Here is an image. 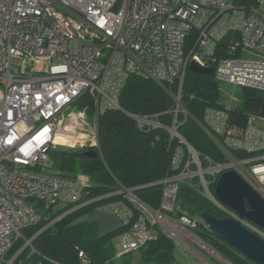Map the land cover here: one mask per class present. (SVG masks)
<instances>
[{"label": "built area", "instance_id": "1", "mask_svg": "<svg viewBox=\"0 0 264 264\" xmlns=\"http://www.w3.org/2000/svg\"><path fill=\"white\" fill-rule=\"evenodd\" d=\"M252 1L0 0V264H15L24 248L36 252V236L27 239L24 230L41 223L40 210L56 205H76V210L96 200L83 202L90 182L84 175L56 171L49 151L77 147L99 153L98 115L120 109L118 100L133 75L163 85L175 102L172 127L155 116L134 117L139 126L167 130L187 146L190 157L179 174L163 181L157 211L141 204L133 190L114 193H126L140 209L119 235L116 257L134 254L152 241L155 225L194 240L191 231L198 219L170 216L182 182L199 178L204 195L234 219L238 215L209 188L223 172L237 170L264 198V128L256 115L238 126L229 122L228 108L206 110L205 123L228 152L253 154L208 170L176 129L180 115L190 116L182 105V90L192 60L212 67L220 84L264 92V0ZM194 30L196 41L186 52ZM229 35L231 55L217 60L218 45ZM245 50L256 57H243ZM183 157L179 149L176 167ZM191 164L197 170H191ZM209 171L214 172L211 182L205 178ZM102 211L120 217L122 226L133 218L122 201L104 205ZM242 223L264 239L262 229L247 220ZM18 241H24V248L8 258ZM78 259L90 264L82 250Z\"/></svg>", "mask_w": 264, "mask_h": 264}, {"label": "trees", "instance_id": "2", "mask_svg": "<svg viewBox=\"0 0 264 264\" xmlns=\"http://www.w3.org/2000/svg\"><path fill=\"white\" fill-rule=\"evenodd\" d=\"M237 3L249 4L253 1L237 0ZM196 38L197 31L194 30L186 40V52L193 47ZM231 40L232 36L229 35L218 45L215 55L217 60L231 55ZM241 89L243 104L230 112L229 122L245 126L251 114L264 117V92ZM220 99V83L214 74L202 75L187 70L182 90V105L190 116L185 118L180 115L176 129L194 149L203 169L227 162L219 146L220 137L207 130L204 125L207 109L223 108ZM118 102L120 109H109L98 115L100 150L97 158L87 157L84 148H55L49 151L56 171L64 176L84 175L88 179L90 187L83 202L96 200L76 210V205H65L57 212V205L49 211L40 210L43 216L41 223L24 230L27 239L36 236L32 242L36 252L32 253L31 248H26L20 253L15 264H81L78 259L80 250L86 253L90 264H110L116 257L115 241H118L119 235L132 225L135 216L140 213L139 207L129 200V195L114 193L133 190L134 196L141 204L152 211L160 208L165 189L163 181L179 174L190 154L186 146L179 139L171 138L167 130L140 127L134 117L155 116L161 124L172 127L175 102L163 85L138 75L128 79ZM179 149L184 151V157L181 165L176 167L173 160ZM230 152L236 160L253 155ZM191 170L195 171L197 167L191 164ZM208 180L210 179L206 177V181ZM197 182L198 179H194L179 184L178 204L170 216L179 218L187 214L200 218L197 215L208 212L218 219L227 218V215L204 195L202 186ZM209 188L214 193L215 183ZM115 201L124 202L132 211L133 218L127 225L106 235H100L95 222L77 223L82 216L90 212H101L102 206ZM178 206L181 211H178ZM52 221L55 222L48 226ZM206 228L209 229L208 226ZM153 230L154 239L138 251L139 262L172 264L174 242L160 226H153ZM196 232L205 242L221 252L231 264H256L229 244H221L210 238L204 229ZM23 243L16 242L8 258H12ZM132 258L133 254L125 256L126 264H132Z\"/></svg>", "mask_w": 264, "mask_h": 264}, {"label": "water", "instance_id": "3", "mask_svg": "<svg viewBox=\"0 0 264 264\" xmlns=\"http://www.w3.org/2000/svg\"><path fill=\"white\" fill-rule=\"evenodd\" d=\"M189 70L202 75L214 74L212 67H204L195 60L190 62ZM85 155L90 158L99 156L95 150H87ZM215 196L222 205L236 213L239 219H218L208 212H202L197 217L204 221L214 235L243 256L256 264H264V239L242 223L247 220L264 231V198L235 169L221 174L215 186Z\"/></svg>", "mask_w": 264, "mask_h": 264}, {"label": "rangeland", "instance_id": "4", "mask_svg": "<svg viewBox=\"0 0 264 264\" xmlns=\"http://www.w3.org/2000/svg\"><path fill=\"white\" fill-rule=\"evenodd\" d=\"M243 57L245 58H255L256 56L252 54L249 51H243ZM220 105L223 108H228L225 111L227 112L228 116H230V112L233 109H238L243 104V91L241 88H234L232 85L227 83L220 84ZM224 110V109H223ZM253 115V114H251ZM259 118V124L264 127V117L257 116ZM232 124V123H231ZM207 130H210L206 123H204ZM235 125V124H233ZM211 131V130H210ZM177 138V137H176ZM179 139V138H177ZM184 139V138H183ZM180 140V139H179ZM186 146V145H185ZM224 153V158L227 160L226 163H228L230 160H233L234 157L228 152V150L223 146V144L220 142L219 145ZM61 148V147H59ZM77 148V147H76ZM187 148V146H186ZM64 149V148H63ZM87 151V150H86ZM225 164V163H224ZM210 165L207 170L211 167ZM213 171H209V174L205 175V178L208 177L210 180L208 182H211L213 180ZM196 181V180H195ZM194 181V183H196ZM200 185V180L198 178V182ZM134 194V192H133ZM65 205H57L55 207V212L62 209ZM178 211H181L178 206ZM176 213V212H175ZM83 217V216H82ZM81 217V218H82ZM80 219V218H79ZM78 219V220H79ZM197 226L196 228L191 231L192 237L194 240H192L189 237L184 236H174L173 233L164 230V232L169 236V238L174 242L175 244V250L173 254V263L172 264H223V262L227 263L228 261L225 256L213 248L210 243H207L203 240L201 236H198L196 230L204 229L205 233L209 235L210 238L214 239L215 241H219L221 244L227 245L228 243L224 242L222 239H219L216 237L212 232L207 230V225L204 223L203 220L200 218H197ZM25 235V233H24ZM26 236V235H25ZM24 242V241H23ZM25 243H23L22 248H24ZM230 246V245H229ZM115 248L116 253L120 251V246L117 241H115ZM20 249V250H21ZM26 248H24L25 250ZM223 258L226 260H223ZM126 259L124 258H115L110 264H126ZM139 262V252H135L133 254L132 258V264ZM229 262V261H228Z\"/></svg>", "mask_w": 264, "mask_h": 264}, {"label": "crops", "instance_id": "5", "mask_svg": "<svg viewBox=\"0 0 264 264\" xmlns=\"http://www.w3.org/2000/svg\"><path fill=\"white\" fill-rule=\"evenodd\" d=\"M83 222H95L98 226L100 235H106L108 233L116 231L120 229L122 226L120 217L112 213H107L102 211L90 212L77 221V223H83ZM115 258H119V257H115Z\"/></svg>", "mask_w": 264, "mask_h": 264}]
</instances>
